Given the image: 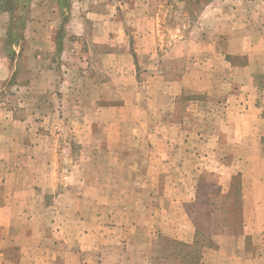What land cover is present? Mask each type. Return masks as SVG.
Returning a JSON list of instances; mask_svg holds the SVG:
<instances>
[{
  "label": "rangeland",
  "instance_id": "rangeland-1",
  "mask_svg": "<svg viewBox=\"0 0 264 264\" xmlns=\"http://www.w3.org/2000/svg\"><path fill=\"white\" fill-rule=\"evenodd\" d=\"M66 6L0 17V264H264V0Z\"/></svg>",
  "mask_w": 264,
  "mask_h": 264
},
{
  "label": "crops",
  "instance_id": "crops-1",
  "mask_svg": "<svg viewBox=\"0 0 264 264\" xmlns=\"http://www.w3.org/2000/svg\"><path fill=\"white\" fill-rule=\"evenodd\" d=\"M8 1L9 0H0V17L2 16V18H6L7 21H10L9 18H11L12 14L16 12V10H20L22 14H25L26 16V26H27L33 24L39 25L40 21H44V19L48 16V14L52 13L54 10H56L57 12L62 11V13H64V11L67 10L66 5L70 3V9H71L72 2L74 0H69V2H67L63 8L60 6V0H20V2L19 0H14L13 7L10 6L11 8L9 6H6L8 4ZM6 26L8 27V23L4 24L5 30L7 29L5 28ZM229 62L232 64V61ZM246 104L248 103L245 101V105L244 107H242L243 109L247 108ZM257 112L258 115H260L263 113V109L262 108L258 109V107H256L253 103L252 105L250 103V105L248 104V109L242 114H240V116H242L243 118L242 122L246 124V128L244 126L242 130L243 133L242 138L247 139L250 137L251 134V122L247 118L248 114L250 113H253L255 115L256 123H258L260 127V133L258 134L260 140L264 138V130H263L264 128L262 127L264 125V117L261 116L263 117L261 121L259 118L257 119V114H256Z\"/></svg>",
  "mask_w": 264,
  "mask_h": 264
},
{
  "label": "trees",
  "instance_id": "trees-1",
  "mask_svg": "<svg viewBox=\"0 0 264 264\" xmlns=\"http://www.w3.org/2000/svg\"><path fill=\"white\" fill-rule=\"evenodd\" d=\"M13 4H14V0H9V1H8V4H7L6 6H9V7L11 6V7H13ZM11 7H10V8H11Z\"/></svg>",
  "mask_w": 264,
  "mask_h": 264
}]
</instances>
